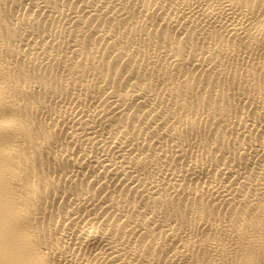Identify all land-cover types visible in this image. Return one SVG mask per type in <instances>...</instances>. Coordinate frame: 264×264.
<instances>
[{"label":"bare ground","instance_id":"obj_1","mask_svg":"<svg viewBox=\"0 0 264 264\" xmlns=\"http://www.w3.org/2000/svg\"><path fill=\"white\" fill-rule=\"evenodd\" d=\"M0 264H264V0H0Z\"/></svg>","mask_w":264,"mask_h":264}]
</instances>
